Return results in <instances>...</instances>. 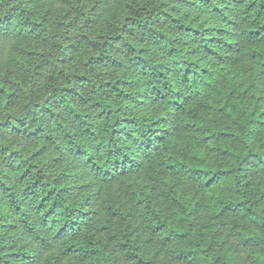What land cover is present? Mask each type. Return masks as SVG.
I'll use <instances>...</instances> for the list:
<instances>
[{
	"label": "trees",
	"instance_id": "obj_1",
	"mask_svg": "<svg viewBox=\"0 0 264 264\" xmlns=\"http://www.w3.org/2000/svg\"><path fill=\"white\" fill-rule=\"evenodd\" d=\"M215 224L264 264V0H0V264H239Z\"/></svg>",
	"mask_w": 264,
	"mask_h": 264
},
{
	"label": "rangeland",
	"instance_id": "obj_2",
	"mask_svg": "<svg viewBox=\"0 0 264 264\" xmlns=\"http://www.w3.org/2000/svg\"><path fill=\"white\" fill-rule=\"evenodd\" d=\"M207 216V210L201 209L199 211L200 222L204 221ZM202 229L205 230L207 229V227L203 225ZM208 229L210 230V232H215L216 245L220 247L224 252L231 253L239 264H253L247 257L246 250L242 248L241 244L238 243L236 236L231 234V231L229 229L224 228V226L219 224H215L213 227H210ZM156 253L161 258V261H167L169 259L168 252L160 247H158Z\"/></svg>",
	"mask_w": 264,
	"mask_h": 264
}]
</instances>
